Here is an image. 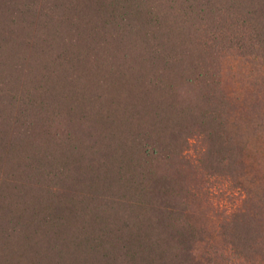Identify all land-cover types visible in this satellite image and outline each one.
I'll return each mask as SVG.
<instances>
[{
	"label": "trees",
	"instance_id": "trees-1",
	"mask_svg": "<svg viewBox=\"0 0 264 264\" xmlns=\"http://www.w3.org/2000/svg\"><path fill=\"white\" fill-rule=\"evenodd\" d=\"M232 60L264 0H0V264H264Z\"/></svg>",
	"mask_w": 264,
	"mask_h": 264
},
{
	"label": "rangeland",
	"instance_id": "rangeland-1",
	"mask_svg": "<svg viewBox=\"0 0 264 264\" xmlns=\"http://www.w3.org/2000/svg\"><path fill=\"white\" fill-rule=\"evenodd\" d=\"M227 65L226 83L239 98L229 128L232 138H239L243 147L245 179L250 192L256 197L252 207L262 214L264 223V200L260 202L257 199L259 195L264 198V79L259 78L248 62L232 60ZM258 94L263 102L256 103ZM219 188L222 187L216 186L211 190V197L217 205L225 207L228 203L222 199L224 197ZM214 207L212 206V209L209 206L204 207V211L208 212L209 221L206 222V226L210 231L216 230L219 220V216L215 214L219 210H215Z\"/></svg>",
	"mask_w": 264,
	"mask_h": 264
}]
</instances>
